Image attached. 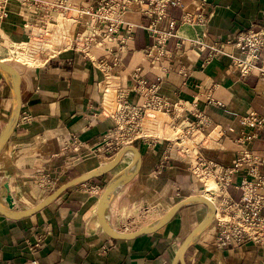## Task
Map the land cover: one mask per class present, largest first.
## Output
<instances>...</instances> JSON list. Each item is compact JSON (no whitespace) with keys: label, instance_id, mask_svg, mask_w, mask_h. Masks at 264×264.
Returning <instances> with one entry per match:
<instances>
[{"label":"crops","instance_id":"crops-1","mask_svg":"<svg viewBox=\"0 0 264 264\" xmlns=\"http://www.w3.org/2000/svg\"><path fill=\"white\" fill-rule=\"evenodd\" d=\"M60 1H80L87 7L96 0H29L30 4L10 0L9 15L0 26V59L20 73L22 97L20 121L0 153V201L6 209L7 191L14 200L13 210H30L64 184L114 159L116 154L106 156L103 151L105 135L116 122L99 113L104 73L112 75L120 95L136 106H145L153 99L148 87L138 90L139 80L157 85L154 95L169 104L167 115L174 127L190 132L195 126L192 136L196 133L199 140L212 139V147L204 154L220 164H232L241 148L237 140H241L242 117L250 112L264 115V82L257 74L242 77L230 66L229 58L204 66L206 53H199L189 39L225 42L252 23L264 24V0H182L181 6L169 8V17L178 22L177 34L169 39L166 56L155 63L147 55L155 43L146 29L153 20L142 15L138 7L125 16V22L133 25L131 32L122 26L110 39L100 41L98 36L100 42L89 54L68 48L42 57L35 66L11 59V48L28 41L31 27L46 12L34 2L41 6ZM200 9L207 17L206 26L194 28L182 23L185 12ZM51 13L55 18L57 14ZM90 22L87 18L73 26L72 34H86ZM166 26V22L158 25L162 29ZM100 61L105 65L100 66ZM211 98L220 104L209 103ZM13 106L12 82L0 72V135ZM196 111L202 117H197ZM207 120L206 129L198 130L196 126ZM177 136L150 135L135 142L141 167L114 195L108 209L111 227L133 235L111 238L98 217L104 191L96 186L107 180L109 184L130 165L133 157L128 160L127 153L107 174L66 189L35 213L13 219L0 212V264H174L184 239L205 218L196 205L205 204L183 206L156 231L135 232L155 226L179 201L203 195L204 184L191 173L188 157L180 158L177 152L189 145L187 138ZM254 140L250 147L263 151L264 131ZM195 155L191 152L189 161ZM229 192L235 198L241 195L234 187ZM185 261L264 264V247L246 243L218 248L214 224L190 245Z\"/></svg>","mask_w":264,"mask_h":264},{"label":"built area","instance_id":"built-area-1","mask_svg":"<svg viewBox=\"0 0 264 264\" xmlns=\"http://www.w3.org/2000/svg\"><path fill=\"white\" fill-rule=\"evenodd\" d=\"M9 1L0 0V26L9 15ZM21 1L30 4L29 0ZM34 5L45 9L46 12L41 13L39 22L31 27L28 41L12 47L19 57L25 56L16 50L18 46L25 48V59L30 60L40 54L54 55L68 48L89 54L95 45L110 39L122 26H126L131 32L133 25L125 22V16L138 7L142 15L153 20L146 29L155 38V43L147 49V55L155 63L166 56L168 41L177 34L178 22L169 17V8L181 6L182 0H96L87 7H82L80 1H60L41 6L34 2ZM200 6L203 8L204 3ZM51 12L57 14L55 18ZM87 18L91 21L88 32L82 34L75 31L72 34L71 28ZM162 22H166V29L158 27ZM182 23L194 28L204 27L207 17L203 9L195 13L185 12ZM98 36H101L100 41L97 40ZM189 42L199 53H206L204 66L218 58H229L230 66L237 69L242 77L257 74L264 82V24L252 23L246 31L225 42L206 43L202 37L189 39ZM99 65L105 64L100 61ZM104 76L101 82L103 100L107 92L110 95L116 94L115 99H110L111 114L107 116L114 118L116 122L113 129L105 135L107 141L103 151L106 156H114L121 148L133 144L138 139L149 138L151 129L156 130V124L148 130L144 127L145 118L150 117L149 111L169 113L170 110L167 102L154 95L158 89L157 85H148L144 80H139L138 90L148 87L153 93V99L145 106H136L120 95L118 87L112 82V75L104 73ZM107 81L113 84L106 91L104 88ZM209 103L220 104L212 98ZM195 114L202 117L198 111ZM241 124V140H237L241 148L230 165L220 164L204 154V150L212 147V140H193L194 144L188 142L185 150H177L180 158L188 157L186 162L190 164L191 173L203 182L205 190L206 179L212 178L217 185L218 190L214 194L213 202L216 206L215 236L218 248L237 247L246 243L264 247V150L257 151L250 147L254 139L264 131V115L250 112L242 117ZM208 125L207 120L196 127L203 130ZM193 128L195 126H191L187 136L193 134ZM208 141L210 143H207ZM151 145L152 143L148 142V147ZM191 152L196 154L193 156L195 161H189ZM230 187L241 192L239 198L230 194ZM100 188L101 186H96L97 190Z\"/></svg>","mask_w":264,"mask_h":264},{"label":"water","instance_id":"water-1","mask_svg":"<svg viewBox=\"0 0 264 264\" xmlns=\"http://www.w3.org/2000/svg\"><path fill=\"white\" fill-rule=\"evenodd\" d=\"M0 72L10 78L12 82L13 92H14L13 110H12L10 119L5 129L0 135V153H1V151L3 150L5 145L8 143L9 139L11 138L12 134L14 133L20 121L21 112H22V97H21V91H20L21 77L17 69L12 64L0 59ZM129 152H133V155H134L132 162L130 163L129 166H127L123 171H121L116 177H114L110 181V183L107 185L104 192L99 198L98 217H99L103 230L111 238L120 239V238H125L127 236H131L133 234H126L123 232H119L117 230H114L111 227L108 221V209L110 207V204L112 202L114 195L118 192V190L121 187H123L130 180H132V178L138 173L141 167V163H142L141 153L139 149L134 145H128V146L121 148L116 153L114 159L111 162L107 163L106 165L101 166L78 178H75L71 180L70 182H68L67 184H64L63 186L58 188L54 193L48 196V198H46L42 204L38 205L37 207L33 209L24 210V211L13 210L15 207L14 200L11 194L7 191L5 195V201L8 204V208L6 209L0 201V212L4 214L5 216H8L13 219H21L29 214L35 213L38 210L45 207L51 201L55 200L66 189L72 186H75L77 184H81L89 180L99 178L107 174L108 172L116 168V166L119 165V163L122 161L124 156ZM5 188L8 189V186L6 185ZM193 203L205 204L208 207V213L205 216V218L187 235V237L182 242L176 254L174 264H186L185 254H186L187 249L196 240L199 234L204 232L206 229H208L212 225L215 219L216 206L214 202L207 196L192 195V196H189L179 201L178 203L173 205L172 208H170V210L163 216V218L155 226L144 228L142 230H139L138 232H135V234L136 235L145 234V233L158 230L159 228L166 225L174 217V215L180 210V208H182L185 205L193 204Z\"/></svg>","mask_w":264,"mask_h":264},{"label":"rangeland","instance_id":"rangeland-1","mask_svg":"<svg viewBox=\"0 0 264 264\" xmlns=\"http://www.w3.org/2000/svg\"><path fill=\"white\" fill-rule=\"evenodd\" d=\"M17 49L21 53H23L24 56L26 57L27 54H26L25 48L23 46H18L16 48V50ZM10 52H11L10 53L11 54L10 55L11 59H13V60L15 59V60L24 62L26 64H23V65H29V66H35V65L40 64V62H42V60H43L42 57L45 58L47 56L45 54L44 55L40 54V56L36 57L34 60L33 59L30 60V59H27V58L25 59V57H23V56H20V57L17 56L15 51L12 50V48H11ZM106 84L107 85H105L104 89L107 91L108 90L107 88L111 87V84H113V83L112 82L108 83V81H107ZM102 96H103V93H102ZM112 98L115 99L116 98V94L110 95L109 92H107L104 95V100L102 101V108H100V112H99V113H103V115H102L103 117L105 115H110L111 114L110 113V111H111L110 99H112ZM148 114H149L150 117H146L145 118V123H144L145 129H147V130L151 129L153 124L154 125L156 124V126H157L155 131H153V129H151V135L159 136L161 138L170 137V136H166L164 134V131H167L166 127L169 125V128L173 131L172 134H171L172 137H170V138L174 139V138L178 137L177 134H182L183 136H182L181 140H183V137L187 138L186 139L187 142H189V144H191V145L194 144L193 140H199V137H200L199 134L195 133L194 136H192V135L187 136V132L184 129L182 130V128H179V127H178V129L175 128L176 125L173 123V121L169 120V122H167V120L169 119L167 113H164V112L158 113V112H155V111H149ZM174 125H175V127H174ZM165 128H166V130H165ZM168 131H169V129H168ZM138 140H141V139H138ZM189 140H192V142H190ZM208 140H212V139H208ZM135 142H137V141H135ZM135 142L133 144H130V145H135ZM207 143H210V142L208 141ZM194 159L195 158H193L192 161H195ZM108 181L109 180H107V183L103 182L102 184L99 185V186H101V188L99 190L100 192L105 190V187H106V184H108ZM204 182H206L207 190H204L202 192V194L206 195V196H209V198L213 201L214 200L213 197H215L214 194H216V192L218 190L217 185L213 181L212 178L206 179V180H204ZM55 188H56V185L53 187L52 190H54ZM204 189H205V186H204ZM196 208H198L199 210H202V214H201L202 216L201 217H204V216L207 215V212H208V207L207 206L196 205ZM214 224H215V219H214V222H213L212 226H214Z\"/></svg>","mask_w":264,"mask_h":264},{"label":"bare ground","instance_id":"bare-ground-1","mask_svg":"<svg viewBox=\"0 0 264 264\" xmlns=\"http://www.w3.org/2000/svg\"><path fill=\"white\" fill-rule=\"evenodd\" d=\"M167 122H169V119L167 120ZM167 128V131H164V134L166 135V136H170V137H172L171 136V134H172V130L169 128V125L166 127ZM166 128H165V130H166ZM168 129H169V131H168ZM134 155H133V152H129L128 154H127V159L128 160H130L132 157H133ZM206 196V195H205ZM208 198H209V196H207ZM129 234V233H128Z\"/></svg>","mask_w":264,"mask_h":264}]
</instances>
